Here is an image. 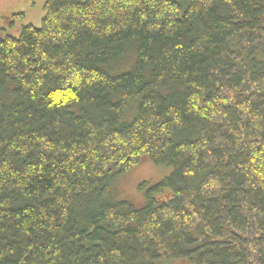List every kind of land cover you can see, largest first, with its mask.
I'll return each instance as SVG.
<instances>
[{
    "label": "trees",
    "instance_id": "trees-1",
    "mask_svg": "<svg viewBox=\"0 0 264 264\" xmlns=\"http://www.w3.org/2000/svg\"><path fill=\"white\" fill-rule=\"evenodd\" d=\"M43 10L0 38V264H264V0Z\"/></svg>",
    "mask_w": 264,
    "mask_h": 264
},
{
    "label": "rangeland",
    "instance_id": "rangeland-1",
    "mask_svg": "<svg viewBox=\"0 0 264 264\" xmlns=\"http://www.w3.org/2000/svg\"><path fill=\"white\" fill-rule=\"evenodd\" d=\"M45 0H0V38L6 36H17L24 26L32 25L40 27L41 20L44 17L43 4ZM23 13V17L8 25V16L11 14ZM133 52L129 50L125 53L122 61L116 65L115 71L121 73L131 68L133 61ZM115 74V73H114ZM133 111H128L127 119ZM171 168L157 166L153 164L147 156H142L137 165L118 177L111 184L112 201H128L136 208L144 205L143 193L138 190L141 183L146 182L149 185L158 183L171 173ZM165 264H191L186 259H171Z\"/></svg>",
    "mask_w": 264,
    "mask_h": 264
}]
</instances>
